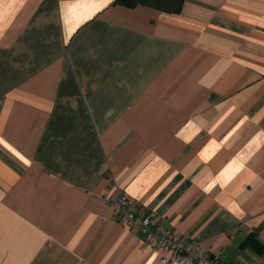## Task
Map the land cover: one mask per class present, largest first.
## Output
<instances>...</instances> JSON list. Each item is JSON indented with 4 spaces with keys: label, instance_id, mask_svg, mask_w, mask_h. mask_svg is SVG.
<instances>
[{
    "label": "crops",
    "instance_id": "1",
    "mask_svg": "<svg viewBox=\"0 0 264 264\" xmlns=\"http://www.w3.org/2000/svg\"><path fill=\"white\" fill-rule=\"evenodd\" d=\"M119 193L264 264V0H0V264H159Z\"/></svg>",
    "mask_w": 264,
    "mask_h": 264
},
{
    "label": "built area",
    "instance_id": "2",
    "mask_svg": "<svg viewBox=\"0 0 264 264\" xmlns=\"http://www.w3.org/2000/svg\"><path fill=\"white\" fill-rule=\"evenodd\" d=\"M107 201L119 223L128 227L138 223L145 234V243L168 253L160 259L159 264H216L206 250L184 235L165 228L154 214L140 211L124 193L110 197Z\"/></svg>",
    "mask_w": 264,
    "mask_h": 264
},
{
    "label": "trees",
    "instance_id": "3",
    "mask_svg": "<svg viewBox=\"0 0 264 264\" xmlns=\"http://www.w3.org/2000/svg\"><path fill=\"white\" fill-rule=\"evenodd\" d=\"M116 3H119L124 6H135L137 4H145L152 6L156 9L177 12L183 0H115ZM250 244L258 253H261L264 250V244L259 242L253 234H249L242 242V244Z\"/></svg>",
    "mask_w": 264,
    "mask_h": 264
}]
</instances>
